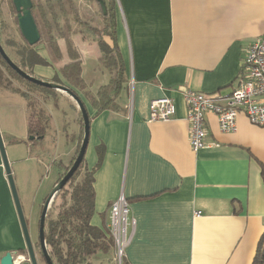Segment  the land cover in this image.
I'll return each mask as SVG.
<instances>
[{
  "label": "crops",
  "instance_id": "obj_1",
  "mask_svg": "<svg viewBox=\"0 0 264 264\" xmlns=\"http://www.w3.org/2000/svg\"><path fill=\"white\" fill-rule=\"evenodd\" d=\"M112 2L128 88L118 101L119 110L104 111L91 119L85 156L89 169L98 162L97 149H105L95 174L92 224L107 229L111 204L124 196L135 221L125 251L128 264H253L264 234V127L239 116L237 132L224 133L217 117L208 114L209 147L195 153L182 90L225 97L237 87L251 44L264 35V0ZM85 3L91 11L90 0ZM96 5L95 15L101 16ZM3 11L0 4V42L4 45V40L14 39L12 33L17 42L23 41L15 16ZM72 41L90 89L106 85L109 75L101 68L94 36L86 31L73 35ZM93 44H97L98 54L84 58L81 48ZM35 50L49 65L34 66L33 75L52 82L60 64L44 44L36 45ZM96 72L104 77L98 85L93 79ZM60 95L64 94L57 92L45 101ZM159 98L174 101L177 112L173 119L150 120V103ZM24 101L26 132L2 127L12 172L15 165L33 160ZM69 103L79 117L77 104ZM86 107L93 116L91 105ZM73 147L75 152L77 144ZM30 176H38L34 167ZM32 215L29 212V222ZM25 248L0 153V264L8 252L14 254L15 264H31L28 255L19 251ZM111 253L98 255L91 263L115 264V253Z\"/></svg>",
  "mask_w": 264,
  "mask_h": 264
},
{
  "label": "trees",
  "instance_id": "obj_2",
  "mask_svg": "<svg viewBox=\"0 0 264 264\" xmlns=\"http://www.w3.org/2000/svg\"><path fill=\"white\" fill-rule=\"evenodd\" d=\"M32 1V13L42 37L39 44H44L50 57L55 63L60 64L59 72L52 82L68 86L83 100L85 106L87 103L91 105L95 112L93 116H90V121L104 111L119 110L118 101L128 88V79L126 65L117 44L113 0H90L98 4L101 12L102 27L97 29L81 20L73 0ZM101 1L105 3V12ZM10 3L15 16L16 10L12 2ZM14 20L18 24L16 16ZM73 24L84 26L86 31L94 36L101 52V64L109 75L108 83L96 91H92L83 78L81 57L72 41V36L76 33L73 31ZM22 40L17 42L10 39L5 42L6 46L15 49L19 58L18 61L7 54L23 71L34 76L32 73L34 66H47L49 62L37 53L36 46H29L23 37ZM4 72L25 83L29 89L37 90L47 97L57 94V91L37 86L21 78L0 55V82ZM22 96L27 102L29 136L45 139L51 128L50 115L43 107L32 102L28 94H22ZM79 114L80 136L76 143L77 147L70 162L60 166L56 184L67 174L80 151L84 136V122L80 111ZM43 139L38 138L31 143ZM97 155L96 166L89 169L84 158L75 175L57 195L52 204L55 209L54 219L50 220L48 212L45 224V240L54 264H92L91 261L96 256L109 255L115 251V243L108 230L105 227L101 229L92 224V218L95 215V174L102 165L105 149L98 148ZM28 224L30 225L29 220ZM39 226L40 220L38 228ZM34 246L37 257L41 263L46 264L39 237ZM19 251L27 254L25 249ZM122 264H128L126 256L122 259ZM253 264H264V234L258 244Z\"/></svg>",
  "mask_w": 264,
  "mask_h": 264
},
{
  "label": "rangeland",
  "instance_id": "obj_3",
  "mask_svg": "<svg viewBox=\"0 0 264 264\" xmlns=\"http://www.w3.org/2000/svg\"><path fill=\"white\" fill-rule=\"evenodd\" d=\"M10 2V0H0L1 7L4 10V15L14 16ZM73 2L78 9L79 16L82 21L85 20L86 23V20L90 19L92 21L88 23L89 26L96 29L102 27L101 16L95 15L98 10L96 3L90 1L91 11H89L85 0H73ZM73 31L76 32L75 34H80L82 32H86V28L84 26L73 24ZM9 35L13 36L14 40H17V35L13 33ZM5 41L6 40L3 41V44L6 51L14 60L18 61L19 58L15 49L8 48L5 45ZM81 53L84 58L87 57V54L90 56H93L94 54L97 55L98 46L97 44H93L87 47H82ZM101 68L103 69L102 66ZM85 70L87 71L86 65ZM2 75L3 77L1 78L0 89H8L9 91L20 93L21 95L28 94L29 99L38 104L40 107H43L50 115L51 119V128L45 139L38 140L33 143V154L31 156L33 159L32 162L25 163L24 165H15V170H13V177L19 199L21 201L24 214L29 221V212H33L29 230L31 239L33 243L36 244L39 237L38 222L41 217L44 203L56 185V181L60 173V166L69 163L74 154L73 145L77 143L80 136L78 121V118L80 117H78L77 112L73 111L70 106L69 102L74 104V100L72 101L68 95H60V98L58 99L51 97L45 101L47 96L43 93L37 90L29 89L25 83L11 77L7 72H4ZM86 77L88 76L86 75ZM93 79H95L96 85L101 84L104 81V77L98 73L93 77ZM9 91H2L0 93L1 134L2 127L5 129H11L18 133H20L21 130L22 132H26V103L22 96L10 93ZM23 137H26V134H24ZM5 149L10 162V149L8 148V151L6 146ZM27 166H29V168ZM32 167H34L37 172V178L30 176ZM49 214L50 220L55 218L54 205H51ZM111 255L112 253L109 255L110 258L113 257V255ZM114 258L116 259V261L114 260L115 264H119L117 263L116 254L114 255Z\"/></svg>",
  "mask_w": 264,
  "mask_h": 264
},
{
  "label": "built area",
  "instance_id": "obj_4",
  "mask_svg": "<svg viewBox=\"0 0 264 264\" xmlns=\"http://www.w3.org/2000/svg\"><path fill=\"white\" fill-rule=\"evenodd\" d=\"M182 92L187 107L186 119L190 124V145L195 153L209 147L208 114L217 117L219 128L224 133L237 132L239 116H244L254 126L264 127V35L251 44L243 60L238 85L228 96L195 92L189 88ZM176 112V105L170 98H159L150 103L151 121H169ZM110 211L107 230L115 243L117 262L122 264L135 221L131 217L130 203L124 196L111 204Z\"/></svg>",
  "mask_w": 264,
  "mask_h": 264
},
{
  "label": "water",
  "instance_id": "obj_5",
  "mask_svg": "<svg viewBox=\"0 0 264 264\" xmlns=\"http://www.w3.org/2000/svg\"><path fill=\"white\" fill-rule=\"evenodd\" d=\"M14 7L16 9L17 13V22H18V28L20 31L21 36L23 39L29 44V46H36L41 42V33L39 30V27L37 25V22L33 16V2L31 0H13ZM101 5L103 7L104 12L106 11V6L103 1H101ZM0 55L4 59V61L7 63V65L14 70L21 78L24 80L33 83L37 86L44 87L50 90H54L57 92H61L63 94L68 95L71 99L74 100V102L77 104L78 109L80 110L83 122H84V136L83 141L81 143L79 154L74 161L72 167L69 169L67 174L62 178L60 182H58L49 197L46 199L44 207L41 212L40 217V226H39V242L41 245V250L43 252L44 260L46 264H54L51 256L49 255L47 243L45 240V224L48 216L49 209L51 208V205L55 201L57 195L65 188V186L68 184V182L71 180V178L75 175L79 167L81 166L87 152V148L89 145V139H90V128H91V121H90V115L89 112L83 102V100L68 86L54 83V82H48L41 79H38L31 74L23 71L7 54L5 51L3 45L0 42ZM43 139V137H36V136H30L29 139L31 141L35 139ZM0 153L2 156L4 168L8 177L9 185L11 188V192L13 195L15 207L17 210V214L19 217V221L21 224L23 236L25 239L26 244V252L29 257V260L31 264H39L38 257L35 251L34 243L31 239L30 230H29V224L27 221V218L24 214L21 201L19 199V195L17 192V188L15 185V180L13 177V172L10 166V162L7 157V152L5 149V144L3 141V137L0 131ZM2 264H15L14 261V254L12 252L6 253V255L2 259Z\"/></svg>",
  "mask_w": 264,
  "mask_h": 264
},
{
  "label": "flooded vegetation",
  "instance_id": "obj_6",
  "mask_svg": "<svg viewBox=\"0 0 264 264\" xmlns=\"http://www.w3.org/2000/svg\"><path fill=\"white\" fill-rule=\"evenodd\" d=\"M11 2H12V4H13V0H10ZM32 1V0H31ZM33 2V1H32ZM13 6H14V4H13ZM15 8V7H14ZM16 10V9H15ZM15 16L17 17V13L15 14Z\"/></svg>",
  "mask_w": 264,
  "mask_h": 264
}]
</instances>
